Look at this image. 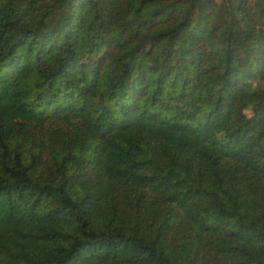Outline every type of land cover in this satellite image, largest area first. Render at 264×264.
<instances>
[{
  "label": "trees",
  "instance_id": "obj_1",
  "mask_svg": "<svg viewBox=\"0 0 264 264\" xmlns=\"http://www.w3.org/2000/svg\"><path fill=\"white\" fill-rule=\"evenodd\" d=\"M261 82L264 0H0V264H264Z\"/></svg>",
  "mask_w": 264,
  "mask_h": 264
},
{
  "label": "rangeland",
  "instance_id": "obj_2",
  "mask_svg": "<svg viewBox=\"0 0 264 264\" xmlns=\"http://www.w3.org/2000/svg\"><path fill=\"white\" fill-rule=\"evenodd\" d=\"M217 2L221 3L222 0H216ZM264 82H261V84L263 85ZM244 113L247 115V116H251L253 114V111H252V107L251 106H247L245 109H244Z\"/></svg>",
  "mask_w": 264,
  "mask_h": 264
}]
</instances>
